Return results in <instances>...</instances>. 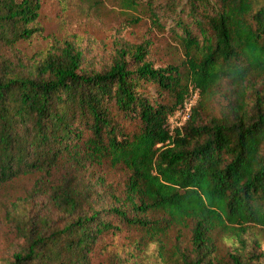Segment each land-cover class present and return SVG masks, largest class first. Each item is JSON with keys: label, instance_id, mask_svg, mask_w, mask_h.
Here are the masks:
<instances>
[{"label": "trees", "instance_id": "trees-1", "mask_svg": "<svg viewBox=\"0 0 264 264\" xmlns=\"http://www.w3.org/2000/svg\"><path fill=\"white\" fill-rule=\"evenodd\" d=\"M121 2L172 21L183 67H155L147 45L99 72L83 70L73 44L26 61L17 45L40 33L41 0H0V190L41 173L26 201L7 208L14 245L0 259L95 264L124 230L157 239L192 226L187 264H264L258 254L210 255L214 235L264 229V0ZM224 83L227 101L210 114ZM195 95L188 120L174 125ZM102 162L130 171L114 203L88 176Z\"/></svg>", "mask_w": 264, "mask_h": 264}, {"label": "rangeland", "instance_id": "rangeland-1", "mask_svg": "<svg viewBox=\"0 0 264 264\" xmlns=\"http://www.w3.org/2000/svg\"><path fill=\"white\" fill-rule=\"evenodd\" d=\"M138 16L134 22L130 18ZM170 20L155 23L148 10L124 8L121 0H41L39 26L41 31L28 41L17 45L22 58L33 62L50 53L59 52L73 44L83 57L86 72H99L108 68L118 52H134L140 45H147L148 59L155 67L169 64L184 66L185 47L172 29ZM231 86L222 84L210 101L209 113H218L226 103L225 94ZM251 94V92L249 93ZM166 97H168L165 94ZM130 171L125 166L96 163L89 167L88 176L98 182L99 192L114 203L122 192ZM41 173L35 172L17 178L0 190V258L13 250L14 236L5 223L7 208L15 200L26 201ZM192 226L176 227L166 236L151 239L137 230H124L109 237L104 248L94 255L95 264H187L183 253L194 257L192 251ZM191 253V254H190ZM264 257V229L249 225L241 236L227 233L213 236L211 257L225 263L233 255L246 259L249 255ZM1 264L5 262L0 259Z\"/></svg>", "mask_w": 264, "mask_h": 264}, {"label": "built area", "instance_id": "built-area-1", "mask_svg": "<svg viewBox=\"0 0 264 264\" xmlns=\"http://www.w3.org/2000/svg\"><path fill=\"white\" fill-rule=\"evenodd\" d=\"M196 97L197 96L195 95L192 99L186 101L184 105V109L178 112L174 119L173 118L171 119V121L175 120L174 125L182 126V124H184L188 120L189 111L191 109L192 104L195 102Z\"/></svg>", "mask_w": 264, "mask_h": 264}]
</instances>
